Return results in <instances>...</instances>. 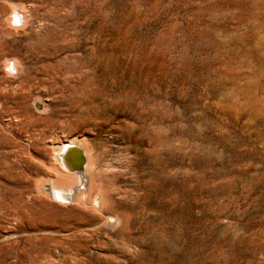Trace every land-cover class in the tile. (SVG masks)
<instances>
[{
  "label": "rangeland",
  "instance_id": "obj_1",
  "mask_svg": "<svg viewBox=\"0 0 264 264\" xmlns=\"http://www.w3.org/2000/svg\"><path fill=\"white\" fill-rule=\"evenodd\" d=\"M0 264H264V0H0Z\"/></svg>",
  "mask_w": 264,
  "mask_h": 264
},
{
  "label": "bare ground",
  "instance_id": "obj_2",
  "mask_svg": "<svg viewBox=\"0 0 264 264\" xmlns=\"http://www.w3.org/2000/svg\"><path fill=\"white\" fill-rule=\"evenodd\" d=\"M79 145L80 146H76L73 143H65L63 145L54 146L53 151L57 152L56 160H54L60 164L63 171L60 172L57 170L60 180L57 179L55 182H43L40 185V190L43 194H46L45 196H49L52 199L55 198L62 202H69L73 199L79 202H85L87 198L89 201L91 192H89L90 173L88 170V151L82 144ZM50 168L52 169V167ZM100 195L98 194L95 198L93 197L94 201H96L95 204L100 200Z\"/></svg>",
  "mask_w": 264,
  "mask_h": 264
}]
</instances>
